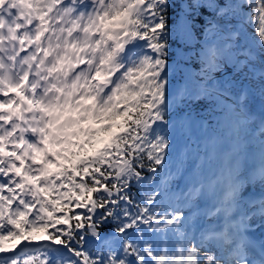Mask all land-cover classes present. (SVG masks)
Listing matches in <instances>:
<instances>
[{
	"label": "snow or ice",
	"instance_id": "1",
	"mask_svg": "<svg viewBox=\"0 0 264 264\" xmlns=\"http://www.w3.org/2000/svg\"><path fill=\"white\" fill-rule=\"evenodd\" d=\"M0 264H264V0H0Z\"/></svg>",
	"mask_w": 264,
	"mask_h": 264
},
{
	"label": "trees",
	"instance_id": "2",
	"mask_svg": "<svg viewBox=\"0 0 264 264\" xmlns=\"http://www.w3.org/2000/svg\"><path fill=\"white\" fill-rule=\"evenodd\" d=\"M108 231V229H105V232H107Z\"/></svg>",
	"mask_w": 264,
	"mask_h": 264
}]
</instances>
